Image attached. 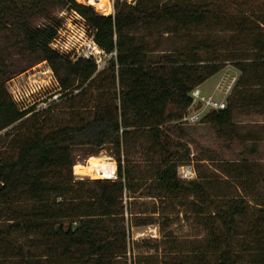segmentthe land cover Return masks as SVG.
<instances>
[{
  "label": "trees",
  "instance_id": "1",
  "mask_svg": "<svg viewBox=\"0 0 264 264\" xmlns=\"http://www.w3.org/2000/svg\"><path fill=\"white\" fill-rule=\"evenodd\" d=\"M49 1L0 0V57L6 58L7 50L20 44L30 57L47 63L60 91L66 92L61 98H66L69 110L76 102L89 107L93 101L89 89L106 94L100 95L87 119L53 123L47 116L54 113L55 106L26 117L31 110L20 111L4 82H0V132L11 127L5 136L14 133L7 143L10 156L0 159V211H4L0 217L9 214L8 225L0 229V264H11L3 259L17 261L12 264H114L125 257L126 237L124 230L114 229V218L121 212L123 193L132 190V170L122 169L119 162L118 182L94 181L90 189L82 191L87 185L73 180L71 152L82 147L97 152L111 146L119 157L123 142L131 134L142 133L151 141L147 161L153 168L154 186L167 196L189 194L198 197L202 206L214 205L210 206L211 213H216L214 220L220 224L221 233L209 235L206 248L216 254V264H245L233 252V243L239 237L248 239L241 245L244 252L256 248L264 258V205H254L258 209L252 212L242 198L211 197L202 183H210L207 179L181 181L177 172L183 165L176 152L170 153L172 141L167 126L182 120L192 90L219 72L218 62L204 60L200 54L213 50L221 39L163 51L158 49L161 36L154 31L164 27L165 33L183 38L194 30L213 31L214 27L240 37L247 32L248 20L253 21L256 30L247 35L254 55L232 59L239 64L236 67L242 76L253 72L250 81L238 79L226 109L204 118L224 139L230 136L238 148L242 143L234 131L235 108L251 105L264 114V95L248 97L244 91L245 98L231 103L238 88H264V7L249 16L253 1L260 0H230L247 8L228 15L215 6L198 7L191 0H136L134 5L117 0L120 3L114 4V14L109 16L99 15L91 6L78 5L75 0H59L85 20L96 46L110 55L103 70L93 60L72 62L53 52L49 44L56 31L28 25V18ZM142 28L146 33L137 37L136 32ZM106 80L112 87H104ZM41 115L46 123L39 121ZM231 169L232 175H227L230 179L250 184L246 187L264 198V173L246 162L236 163ZM14 202L27 204L29 209H14ZM246 219L249 223L243 234L239 231ZM108 222L114 230L106 225ZM18 238L30 239L31 243L15 247ZM207 251L193 252L201 260L211 256Z\"/></svg>",
  "mask_w": 264,
  "mask_h": 264
},
{
  "label": "rangeland",
  "instance_id": "2",
  "mask_svg": "<svg viewBox=\"0 0 264 264\" xmlns=\"http://www.w3.org/2000/svg\"><path fill=\"white\" fill-rule=\"evenodd\" d=\"M121 1H126V4L131 5L136 2V0ZM191 1H195L194 3L198 7L215 6L217 11L224 15L239 10H246L247 8L246 6L233 5L230 0ZM116 2L117 0H103L100 7L92 8L99 15L109 16L114 14V4ZM75 3L87 6L80 0H75ZM250 7L251 13H249V16L252 15L253 11L263 9L264 2L262 0L253 1ZM256 16L262 17L260 14H256ZM27 22L28 25L36 28L48 27L56 31L53 39L58 38V40H61L64 37L69 48L60 50L61 55L72 62L79 60L84 54L89 52V46L92 47V29L84 20L81 21L80 17L77 18L73 10L59 0H50L47 4L42 3L39 9L28 18ZM248 22L246 34L240 37L230 32L219 31L214 27L213 31L198 32L194 30L183 38H176L170 33H165L164 27L154 28L156 29L154 31H158L161 36L158 49L163 51L186 48L201 40L221 39L213 50H210L207 54L205 52L200 54L204 60H215L220 64L219 72L204 82L202 87L199 86L203 94L210 95L215 90V86L222 75H224V82H227L231 77H235L237 80L241 79L243 82L250 81L253 72L249 71L242 76L236 67L239 64L236 60H232L242 59L246 55L248 57L254 55L250 51L251 40L248 39L247 34L254 33L256 27L252 20L249 19ZM146 31L147 29L142 28L136 32V36L140 37ZM82 32L84 36L80 38ZM7 53L8 56L6 58L0 57L3 62L2 65L0 64V82H4L5 89L10 97L14 84L19 85L22 91V88L26 86L25 84H29L31 80L42 81L47 79V76H52L51 86L45 87V93L40 95V98L35 96L31 101L27 100L23 104L18 105L20 111L31 110L26 117L43 109L42 101L50 98L55 93L60 96L52 105L56 107L54 113H51L50 117L47 116V118L51 119L50 121L55 123V120L67 122L73 118L77 120L81 118L87 119L92 113L91 108L93 109L98 104L100 95L106 94L103 91L100 93V91H90L89 89V95L93 97L89 107L84 105L85 102L81 105L76 102L75 108L69 110L65 104L66 98H61L66 92L60 91L59 85L47 63L36 61L30 57L20 44L10 47ZM94 53L96 62L106 69L110 55L104 54L98 47L94 50ZM48 69L50 70L49 73L43 75L42 72H47ZM104 84L107 85H104L105 88L112 87L109 80H106ZM239 89L233 92L231 103H235L237 99L245 98L244 91H246L248 97L264 95V88L262 87ZM242 92L243 94L240 96ZM39 121L43 124L47 120L41 115ZM233 123L235 126L234 131L242 143L238 148L233 146L230 136L224 139L216 128L205 120L192 126L180 122L172 123L167 126L169 138L172 141L170 153L176 152L181 165L192 167L193 171H195V178L192 181H198L200 178L203 181L205 179L209 180L208 182L210 183L205 181L202 183L205 184V189L211 197L242 198L249 205V208L252 209L249 211L254 212V209H258L256 206L254 208V205H264V198L260 197L259 193L251 189V187L247 188L248 184H241L238 180L230 179L227 175L231 174V167L235 166L236 163L243 164L244 162L253 165L257 171L264 173V114H262L261 110L251 105L235 108ZM8 129H11V127ZM8 129L0 132V159L9 157L11 154L7 143L14 138V133L10 134L9 137L5 136V132ZM246 137L254 138L257 142L253 140L243 141ZM150 142L149 136L145 133L139 135L131 134L126 142H123L119 157L111 146H106L97 152H93L87 147L75 148L71 152L75 163L72 168L73 180L74 182L87 185L82 191L90 189L92 187L90 183L94 181H107L110 183L119 181L115 179V176L114 178L104 179L76 176L74 174V168L87 171L91 160H96L95 163L98 168L107 169L106 165H109L108 163L110 162L113 163L115 165L113 173L116 171V174H118L119 162L122 169L132 170L133 181L130 182L132 190L129 192H133L136 195L131 197L129 192L123 193L119 205L121 212L114 218L117 224H113L115 230H124L125 237H128L126 243L129 244L130 252L127 249L128 253H126V256L117 259L114 264H216V254L212 251H207L206 248V242L210 239L209 235L221 233L220 224L214 220L216 213L214 215L211 213L213 210L210 208L212 203L202 206L198 197L196 198L189 194L187 196L177 194L176 197H172L167 196L165 192L159 191L154 186L155 180L153 178L152 165L147 161V158L150 157L147 154ZM253 147L255 148V153L251 154ZM180 169L179 167L177 177H179ZM74 188L79 189L78 187ZM28 206L22 202H14L12 205L14 209L18 207L19 211L24 207L29 209ZM1 212L4 211H0V214ZM18 215L20 214L18 213L14 217L17 218L19 217ZM8 217L9 214L0 217V229L8 225L6 221ZM216 217H219L218 214ZM249 217L252 218V216ZM246 223H249V219H246L245 223L242 224L239 232L244 234L247 231ZM106 225L113 229L110 222ZM247 240V238L239 237L234 241L233 252L235 257H238L245 264L264 263V258L261 256L262 253L256 252V248L243 251L244 248L241 245L246 243ZM29 243H31L30 239L18 238L14 242V246L20 247L29 245ZM195 250L207 251L211 256H206V258L200 260L195 256L193 252ZM4 260L6 263L10 262L11 264L17 262L9 261V259H3L2 261Z\"/></svg>",
  "mask_w": 264,
  "mask_h": 264
},
{
  "label": "built area",
  "instance_id": "3",
  "mask_svg": "<svg viewBox=\"0 0 264 264\" xmlns=\"http://www.w3.org/2000/svg\"><path fill=\"white\" fill-rule=\"evenodd\" d=\"M74 13L77 15V18L80 17L81 21L84 20L80 15L78 16L76 12ZM83 36L84 33L82 32L80 34V38ZM91 41H92L91 42L92 47L89 46V52L84 54V56L81 57L80 59L93 60L96 63L99 70L104 69V67L100 66L94 59L95 58L94 50L97 49V46L94 43L93 39ZM49 48L53 52L61 55L62 53L60 50L68 49L69 45L66 39H64L63 37V39L61 40H58V38L52 39L51 43L49 44ZM49 71L50 70L48 69L47 72H42V74L43 75L47 74L49 73ZM46 78L47 79H43L42 81L31 80L29 84L28 83L25 84L26 86L25 88H22V91L20 90L21 88H19V85L14 84V89L13 92L11 93V98H12L11 100L15 104V106L19 109L18 107L19 104H23L27 100L31 101L35 96L40 98V95L45 93V87L47 86L46 88H48L52 84L51 83L52 76L49 77L47 76ZM236 83H237V79L235 77H231L230 79H228L227 82H224V75H222L215 86V90L210 95L203 94L199 87L193 89L192 92L190 93L191 103L189 107L185 110V113L180 123H184L185 125L188 126L196 125L202 122L208 114L212 112H219L225 110L227 106V101L231 96ZM59 96H60L59 94L54 93L50 98L42 101V107H44L43 109H47L50 106H52L53 103H55L56 100L59 99ZM180 168L181 169L178 178L181 181L188 182V181H192L195 178V171H193L191 166L187 165ZM114 176L115 179H117L116 171Z\"/></svg>",
  "mask_w": 264,
  "mask_h": 264
},
{
  "label": "bare ground",
  "instance_id": "4",
  "mask_svg": "<svg viewBox=\"0 0 264 264\" xmlns=\"http://www.w3.org/2000/svg\"><path fill=\"white\" fill-rule=\"evenodd\" d=\"M85 5L91 6L93 8H98L101 6L103 0H80ZM96 160H91L90 165L87 169V171H82L78 168H74V174L76 176H85V177H98V178H114L113 165H106V168H98L95 163ZM95 163V164H94Z\"/></svg>",
  "mask_w": 264,
  "mask_h": 264
},
{
  "label": "crops",
  "instance_id": "5",
  "mask_svg": "<svg viewBox=\"0 0 264 264\" xmlns=\"http://www.w3.org/2000/svg\"><path fill=\"white\" fill-rule=\"evenodd\" d=\"M202 86H203V84H202L200 87H202ZM245 140H246V141L253 140L254 142H257L256 139L251 138V137L245 138ZM251 150H252V151H251V152H252L251 154L255 153V148H254V147H253ZM108 164H109V165H113V166L115 167V165H114L113 163H111V162L108 163ZM114 174H115V173H114ZM129 193H130V196H131V197H133L134 195H136V194H133V192H129ZM137 222H138V221H137ZM139 224H142V223H139ZM148 224H152V223H148ZM148 224H147V225H148ZM145 225H146V224H145ZM127 238H128V237H126V240H127ZM128 245H129V244L127 243V249H128V252H130V248L128 247ZM128 252H127V253H128Z\"/></svg>",
  "mask_w": 264,
  "mask_h": 264
}]
</instances>
